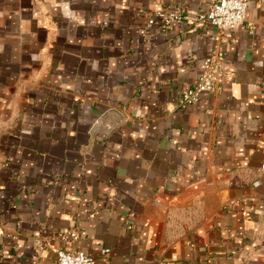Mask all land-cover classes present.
Here are the masks:
<instances>
[{
	"label": "crops",
	"instance_id": "obj_1",
	"mask_svg": "<svg viewBox=\"0 0 264 264\" xmlns=\"http://www.w3.org/2000/svg\"><path fill=\"white\" fill-rule=\"evenodd\" d=\"M210 3L0 0V264H264V0L182 108Z\"/></svg>",
	"mask_w": 264,
	"mask_h": 264
},
{
	"label": "built area",
	"instance_id": "obj_2",
	"mask_svg": "<svg viewBox=\"0 0 264 264\" xmlns=\"http://www.w3.org/2000/svg\"><path fill=\"white\" fill-rule=\"evenodd\" d=\"M248 0H211L208 9L198 15V21L207 22L216 28L214 39L215 50L203 60V70L196 81L179 96V105L182 108L197 102L205 93L219 95L224 90L223 63L225 59V40L236 28L237 24L244 21L247 16ZM178 18L174 12L159 11L153 14L150 24L155 20L166 22L175 21ZM196 32L198 27H193ZM259 186L258 181L254 182ZM57 258L54 264H96L93 256L84 251H68L55 249ZM108 253L109 249L103 250Z\"/></svg>",
	"mask_w": 264,
	"mask_h": 264
},
{
	"label": "water",
	"instance_id": "obj_3",
	"mask_svg": "<svg viewBox=\"0 0 264 264\" xmlns=\"http://www.w3.org/2000/svg\"><path fill=\"white\" fill-rule=\"evenodd\" d=\"M122 120V118L120 116H118V120L116 121V123L120 122Z\"/></svg>",
	"mask_w": 264,
	"mask_h": 264
}]
</instances>
